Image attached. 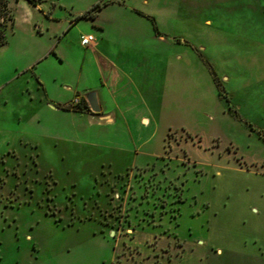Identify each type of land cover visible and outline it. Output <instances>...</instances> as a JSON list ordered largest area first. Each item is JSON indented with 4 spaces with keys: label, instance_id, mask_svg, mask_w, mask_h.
<instances>
[{
    "label": "rangeland",
    "instance_id": "obj_1",
    "mask_svg": "<svg viewBox=\"0 0 264 264\" xmlns=\"http://www.w3.org/2000/svg\"><path fill=\"white\" fill-rule=\"evenodd\" d=\"M110 1L118 46L167 52L126 65L146 76L152 124L133 141L123 122L116 135L88 124L78 144L9 152L7 133L30 127L6 123L0 92V264H264V0ZM26 7L8 1L9 41L37 33Z\"/></svg>",
    "mask_w": 264,
    "mask_h": 264
},
{
    "label": "crops",
    "instance_id": "obj_2",
    "mask_svg": "<svg viewBox=\"0 0 264 264\" xmlns=\"http://www.w3.org/2000/svg\"><path fill=\"white\" fill-rule=\"evenodd\" d=\"M24 1L27 4L24 20L35 26L37 33L34 31L28 42L21 38L9 41L7 35V44L0 46L5 54L10 53L12 57L10 62H1V69L8 71L7 66H11L17 73L16 77H11L2 86L0 92L6 123L25 121L30 130H18L14 132L15 135L9 131L7 140H12L8 141V151L16 152L13 143L17 141L39 153L43 139L66 145L78 144L86 134L88 124L100 127L102 133L110 131L116 135L123 122L128 127L132 141L135 140L134 124L143 129L150 128L152 118L145 114L148 109L142 84L146 76L143 74L136 81L131 78L130 68L126 66L136 50L117 45L121 35L108 31V26L118 25L119 19L103 16L105 10L112 8L111 1L95 0L75 12L64 2H54L50 13L39 9L42 3L36 7ZM143 2L149 4V0ZM97 5L101 8L87 18L77 20ZM37 12L41 15L37 16ZM82 20L86 21L83 27L80 26ZM86 34L96 37V42L90 47L81 44V36ZM124 35L127 37L129 34ZM158 37L164 39L162 34ZM30 39L39 43L46 41V45L39 50L37 46L31 45ZM136 52H140L145 60L152 54L165 57L167 53L161 48ZM93 91L97 93L100 106L98 113L91 110L86 99L87 94ZM76 98L81 101L85 99L90 111L70 107ZM55 119H66V122L61 125ZM151 138H145L136 146L146 147L152 141ZM119 150L127 151L122 146Z\"/></svg>",
    "mask_w": 264,
    "mask_h": 264
},
{
    "label": "trees",
    "instance_id": "obj_3",
    "mask_svg": "<svg viewBox=\"0 0 264 264\" xmlns=\"http://www.w3.org/2000/svg\"><path fill=\"white\" fill-rule=\"evenodd\" d=\"M8 1L9 0H0V46H5L7 44V28L5 22H6V13H7L6 7L8 5ZM26 1L32 5H37L39 3H42V0H26ZM100 8H101L100 5L95 6L93 9H91L89 12L79 17L77 20L89 17L92 14V12L97 11ZM70 107L81 111L82 110L90 111L88 103L86 102L85 99L81 101L80 105L78 106L70 105Z\"/></svg>",
    "mask_w": 264,
    "mask_h": 264
},
{
    "label": "built area",
    "instance_id": "obj_4",
    "mask_svg": "<svg viewBox=\"0 0 264 264\" xmlns=\"http://www.w3.org/2000/svg\"><path fill=\"white\" fill-rule=\"evenodd\" d=\"M96 42V37L93 34H86L81 36V44L84 47H90ZM81 103L80 98H76L73 103L71 104L72 106H78Z\"/></svg>",
    "mask_w": 264,
    "mask_h": 264
},
{
    "label": "water",
    "instance_id": "obj_5",
    "mask_svg": "<svg viewBox=\"0 0 264 264\" xmlns=\"http://www.w3.org/2000/svg\"><path fill=\"white\" fill-rule=\"evenodd\" d=\"M86 99H87L89 106L93 112H95V113L100 112V106H99V102L97 99V93L95 91L87 94Z\"/></svg>",
    "mask_w": 264,
    "mask_h": 264
}]
</instances>
